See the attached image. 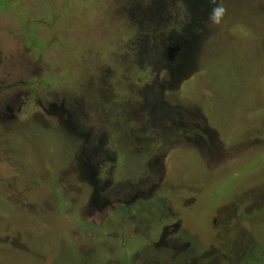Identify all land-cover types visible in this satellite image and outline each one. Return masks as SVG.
<instances>
[{
	"label": "rangeland",
	"instance_id": "rangeland-1",
	"mask_svg": "<svg viewBox=\"0 0 264 264\" xmlns=\"http://www.w3.org/2000/svg\"><path fill=\"white\" fill-rule=\"evenodd\" d=\"M204 1L0 0V264L264 256V0Z\"/></svg>",
	"mask_w": 264,
	"mask_h": 264
},
{
	"label": "clouds",
	"instance_id": "clouds-1",
	"mask_svg": "<svg viewBox=\"0 0 264 264\" xmlns=\"http://www.w3.org/2000/svg\"><path fill=\"white\" fill-rule=\"evenodd\" d=\"M210 4L213 6L208 15V22L210 25H220L226 12L223 0H210Z\"/></svg>",
	"mask_w": 264,
	"mask_h": 264
},
{
	"label": "flooded vegetation",
	"instance_id": "flooded-vegetation-1",
	"mask_svg": "<svg viewBox=\"0 0 264 264\" xmlns=\"http://www.w3.org/2000/svg\"><path fill=\"white\" fill-rule=\"evenodd\" d=\"M206 1H207V0H205L204 3L201 5L202 7H203V5H205V2H206ZM196 20H197V18L195 19V23H196ZM196 24H197V23H196ZM194 26H195V25H193L192 28H191L192 31H193V27H194ZM53 109H54V112H55V113H56V112H61V114L64 113L63 110L61 111V110L59 109V107H56V108L54 107ZM57 109H58V110H57ZM20 110H21V109L14 110V111L19 112ZM100 151H101L102 154H105V153L103 152L102 149H100ZM100 161H101V160H100ZM100 161H98V162H100ZM95 181L97 182L96 179H95ZM104 184H106V183H104ZM97 187H98V186L95 187V192H96V188H97ZM99 187L102 188V189L105 190V191H109V185H107V184H106V186H104L103 184H101V185L99 184ZM97 189H98V188H97ZM112 190L115 192V193H112V195H115V194L118 192V191L115 190V188H112ZM95 192H94V197H95ZM92 227H94V226H92ZM94 228H95V227H94Z\"/></svg>",
	"mask_w": 264,
	"mask_h": 264
},
{
	"label": "trees",
	"instance_id": "trees-1",
	"mask_svg": "<svg viewBox=\"0 0 264 264\" xmlns=\"http://www.w3.org/2000/svg\"><path fill=\"white\" fill-rule=\"evenodd\" d=\"M255 251H256V256L258 257V259H257L258 263L254 262L252 260V258L250 257V258H247V260L243 261L244 263H242V264H264V256L259 254V249H258L257 245L255 247Z\"/></svg>",
	"mask_w": 264,
	"mask_h": 264
}]
</instances>
